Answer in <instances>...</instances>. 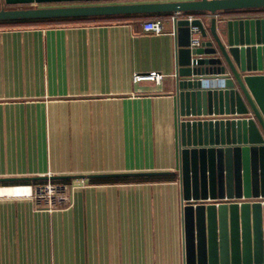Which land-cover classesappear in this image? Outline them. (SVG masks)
I'll use <instances>...</instances> for the list:
<instances>
[{
  "label": "crops",
  "instance_id": "0c3cea01",
  "mask_svg": "<svg viewBox=\"0 0 264 264\" xmlns=\"http://www.w3.org/2000/svg\"><path fill=\"white\" fill-rule=\"evenodd\" d=\"M173 15L0 26V178L96 176L68 183L56 210L0 194V264H184ZM152 71L162 83L133 81ZM19 182L40 184L0 193Z\"/></svg>",
  "mask_w": 264,
  "mask_h": 264
},
{
  "label": "water",
  "instance_id": "95a60500",
  "mask_svg": "<svg viewBox=\"0 0 264 264\" xmlns=\"http://www.w3.org/2000/svg\"><path fill=\"white\" fill-rule=\"evenodd\" d=\"M128 1L138 0H0V21L196 12L172 24L176 169L169 174L181 188L184 264H264V203L236 201L264 197V17L244 16L264 10V0ZM66 3L78 5L45 6ZM93 177L0 183L81 185Z\"/></svg>",
  "mask_w": 264,
  "mask_h": 264
},
{
  "label": "built area",
  "instance_id": "2783aa9c",
  "mask_svg": "<svg viewBox=\"0 0 264 264\" xmlns=\"http://www.w3.org/2000/svg\"><path fill=\"white\" fill-rule=\"evenodd\" d=\"M186 16L190 21L193 20V17L195 16L193 13H187L183 14L182 12H176L171 17L172 24L174 21L180 17V16ZM143 30L146 32H153L155 34H163L164 33V24L162 20H148L143 23L142 25ZM193 34H192V47L197 46L199 44V38L196 33V28H193ZM165 75L163 73L152 71L149 73H136L133 77V81L135 83H140L143 81H151L156 84L162 83L164 80ZM72 185V183H70ZM15 188L20 189H27L24 190L18 194H13L10 196L13 197H21V198H29L33 199L36 202H39L40 206L46 207L48 210H56L58 208H62L65 205L69 204V197H68V185L67 183H61L59 185L54 184L52 180H46L45 182H40L38 185H34L33 183H26V182H19L16 184H13ZM238 203L241 201H248L250 203L252 202H259L261 204L264 203V197H258V198H242L236 200Z\"/></svg>",
  "mask_w": 264,
  "mask_h": 264
},
{
  "label": "trees",
  "instance_id": "16d2710c",
  "mask_svg": "<svg viewBox=\"0 0 264 264\" xmlns=\"http://www.w3.org/2000/svg\"><path fill=\"white\" fill-rule=\"evenodd\" d=\"M259 11H262L264 12V10H259ZM248 12V11H247ZM249 12H253V11H249ZM193 14H195L196 12H192ZM82 18H86V17H81V18H78V17H75V18H68L69 19H82ZM56 19H34V20H13V21H0V26H3V25H9V24H23V23H39V22H43V21H54ZM59 20V19H57ZM64 20V19H62Z\"/></svg>",
  "mask_w": 264,
  "mask_h": 264
},
{
  "label": "rangeland",
  "instance_id": "374dc122",
  "mask_svg": "<svg viewBox=\"0 0 264 264\" xmlns=\"http://www.w3.org/2000/svg\"><path fill=\"white\" fill-rule=\"evenodd\" d=\"M46 5H55V6H57L59 4H46ZM58 19H64V18H58ZM34 181L45 182L46 180H34ZM52 182L54 184H57V185H59L61 183H67V184L69 183L70 184V183H72V180H70V179H60V180H52Z\"/></svg>",
  "mask_w": 264,
  "mask_h": 264
},
{
  "label": "bare ground",
  "instance_id": "6f19581e",
  "mask_svg": "<svg viewBox=\"0 0 264 264\" xmlns=\"http://www.w3.org/2000/svg\"><path fill=\"white\" fill-rule=\"evenodd\" d=\"M16 189H20V188H16ZM1 192V191H0ZM15 190L14 191H12L11 189L10 190H6V191H3V193H0V194H15ZM18 193V192H17Z\"/></svg>",
  "mask_w": 264,
  "mask_h": 264
}]
</instances>
